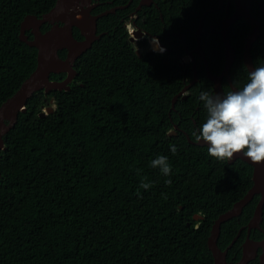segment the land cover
I'll return each instance as SVG.
<instances>
[{"label":"trees","instance_id":"16d2710c","mask_svg":"<svg viewBox=\"0 0 264 264\" xmlns=\"http://www.w3.org/2000/svg\"><path fill=\"white\" fill-rule=\"evenodd\" d=\"M56 2L0 0V106L37 66V48L20 39L21 22ZM104 31L76 60L71 90L36 92L5 135L0 264H214L212 226L249 191L253 166L218 160L184 132L168 135L181 113L186 120L180 127L195 140L190 116L198 128L205 122L199 96L213 92L211 80L198 74L201 80L172 109L174 96L193 79L192 69L175 62L172 51L139 56L116 14L99 19L97 33ZM59 54L64 58L66 50ZM65 75L52 73L51 79ZM51 98L55 109L43 117ZM160 155L168 158V175L151 166ZM259 198L222 224L221 249L252 218ZM196 214L203 218L195 220ZM245 236L246 230L229 249L230 264L241 258ZM251 236L260 239L263 232Z\"/></svg>","mask_w":264,"mask_h":264},{"label":"water","instance_id":"95a60500","mask_svg":"<svg viewBox=\"0 0 264 264\" xmlns=\"http://www.w3.org/2000/svg\"><path fill=\"white\" fill-rule=\"evenodd\" d=\"M92 0H57L55 6L48 12L41 16L36 14H28L21 22L20 39L26 42L29 46L37 48V66L31 75L22 83L20 88L9 97L0 106V151L5 150V135L16 125L20 112L27 110V102L36 92L44 90L49 93L53 90H71L70 83L73 81L77 70L74 68L76 60L88 51L98 40L101 35L98 34V20L100 17L109 13L106 11L99 15L91 14ZM236 14L229 20L228 25L231 26L233 22L239 18H244L251 26V34L247 45V53L245 62L249 70L254 67L252 58L250 56V47L254 40L258 38L261 32V21L256 19L250 12L251 0H236ZM260 6L264 11V5L261 2ZM114 11V10H110ZM50 24V28L43 31L42 26ZM78 28L83 35V39H78L74 35V28ZM30 31L33 35L30 38L28 34ZM224 42L226 45V64L223 72L219 75L209 73V77L214 82L215 93H223L222 79L226 76L230 78V69L235 58V49L230 43L227 30L224 31ZM67 50V56L61 57L60 50ZM157 50V46H153ZM151 49V51H153ZM140 53V51H138ZM189 60V57H186ZM52 73H66L67 77L63 80L51 79ZM198 80V73L196 67L194 68V80L187 84L172 100V109L179 98H187L188 92L192 85ZM54 103V100H51ZM54 107H46L41 116H45L54 111ZM169 132V136H172ZM187 138L190 143L208 146L203 141H193L188 134ZM237 159L249 163L253 166V185L243 198L234 203V205L214 221L211 233L208 237V247L214 257V264H230L227 261V252L240 237V232L234 237L232 242L226 249H221L218 245V239L221 234L222 224L230 219L242 214L245 206L253 200L255 195H260L259 201L255 207L254 214L247 224V238L242 244L241 258L234 264H248L258 255L260 248L263 249L261 256V264H264V238L255 240L250 237L251 231L256 228H261L260 224L263 221L264 215V163H254L242 154H236L229 160L233 162ZM1 178V174H0ZM203 218V215L196 214L195 220Z\"/></svg>","mask_w":264,"mask_h":264},{"label":"flooded vegetation","instance_id":"af4514ba","mask_svg":"<svg viewBox=\"0 0 264 264\" xmlns=\"http://www.w3.org/2000/svg\"><path fill=\"white\" fill-rule=\"evenodd\" d=\"M261 2L264 5V0H251L250 3L251 14L261 21L260 35L253 41L250 47V56L254 66L257 63H264V11L260 6ZM90 5L92 7L91 14L93 15L109 11L104 16L116 14L120 17V23L125 26L130 34L128 37L130 43L137 53L140 51L138 53L139 56L143 55L145 50L152 52L151 49H153L154 45L158 49H153V52H159V50L164 48V53L172 51L175 62L186 70L189 67L192 69L193 79L191 82L194 80L195 67L198 74H204L209 80H211L209 77L210 72L214 75H219L223 72L226 64L224 31L227 30L230 43L235 49V58L230 69V78L225 76L222 79V87L224 92H227L234 87H240L246 82L249 69L246 65L245 57L248 41L251 37V26L242 17L233 22L231 26L228 25L229 20L236 14V0H92ZM204 5L206 8H204ZM258 9L261 13H259ZM201 10H203V13H201ZM50 26L49 24V28ZM106 33L107 31H104V34ZM74 35L78 39L84 38L82 34V38L77 37L75 31ZM221 50H223V56H218V52ZM186 57H189V60H186ZM222 59L223 64L221 63ZM221 64L223 66L222 69L218 73H213V70H216ZM76 76L77 74L70 84L75 81ZM66 77L67 74L64 78ZM200 80L198 78L197 82ZM211 82L212 89L214 90V82L212 80ZM51 100L55 102L54 98H51ZM199 108L200 105L196 106V110ZM179 118L178 122L173 124V128L169 132L175 131V133H172L175 136L179 132H184L185 135L188 134L190 136L185 129L180 127V124L186 118L181 113H179ZM190 118L193 123V131H197L199 128L196 119L193 115ZM237 160L233 162L228 161V163L232 164ZM247 224L242 225L240 228V230L243 228L240 236L242 231L246 230L245 239L247 238ZM257 229L263 232V237L253 239L261 240L264 238V228L262 226L260 229H253L251 233ZM250 237L252 238L251 234ZM262 255L263 249L260 248L255 258L259 260L260 264Z\"/></svg>","mask_w":264,"mask_h":264},{"label":"clouds","instance_id":"9594fccd","mask_svg":"<svg viewBox=\"0 0 264 264\" xmlns=\"http://www.w3.org/2000/svg\"><path fill=\"white\" fill-rule=\"evenodd\" d=\"M199 99L207 115L192 135L197 142L208 145L210 156L229 161L234 155L242 154L254 163H264V63L248 70L246 82L240 87L222 94L202 91ZM170 148L175 154V145ZM151 166H159L164 175L171 171L168 158L163 155L152 160ZM166 183L170 185L171 181ZM150 186L140 185L145 189Z\"/></svg>","mask_w":264,"mask_h":264},{"label":"rangeland","instance_id":"374dc122","mask_svg":"<svg viewBox=\"0 0 264 264\" xmlns=\"http://www.w3.org/2000/svg\"><path fill=\"white\" fill-rule=\"evenodd\" d=\"M52 106L55 108V104H52Z\"/></svg>","mask_w":264,"mask_h":264},{"label":"built area","instance_id":"2783aa9c","mask_svg":"<svg viewBox=\"0 0 264 264\" xmlns=\"http://www.w3.org/2000/svg\"><path fill=\"white\" fill-rule=\"evenodd\" d=\"M130 27V26H129ZM164 50V49H163ZM159 52H162L161 50H159Z\"/></svg>","mask_w":264,"mask_h":264},{"label":"bare ground","instance_id":"6f19581e","mask_svg":"<svg viewBox=\"0 0 264 264\" xmlns=\"http://www.w3.org/2000/svg\"><path fill=\"white\" fill-rule=\"evenodd\" d=\"M165 49V48H164Z\"/></svg>","mask_w":264,"mask_h":264}]
</instances>
